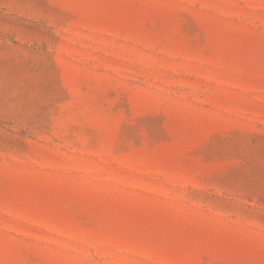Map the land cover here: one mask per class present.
Returning a JSON list of instances; mask_svg holds the SVG:
<instances>
[{"label": "rangeland", "instance_id": "rangeland-1", "mask_svg": "<svg viewBox=\"0 0 264 264\" xmlns=\"http://www.w3.org/2000/svg\"><path fill=\"white\" fill-rule=\"evenodd\" d=\"M0 264H264V0H0Z\"/></svg>", "mask_w": 264, "mask_h": 264}]
</instances>
